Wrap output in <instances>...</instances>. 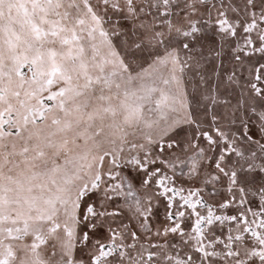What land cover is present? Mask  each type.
<instances>
[{"label":"snow or ice","instance_id":"6c2138e0","mask_svg":"<svg viewBox=\"0 0 264 264\" xmlns=\"http://www.w3.org/2000/svg\"><path fill=\"white\" fill-rule=\"evenodd\" d=\"M0 264H264V0H0Z\"/></svg>","mask_w":264,"mask_h":264}]
</instances>
